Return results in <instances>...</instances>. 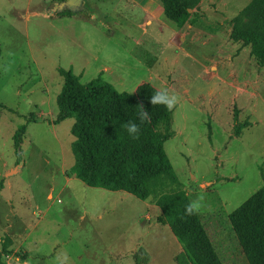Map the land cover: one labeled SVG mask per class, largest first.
<instances>
[{
  "label": "rangeland",
  "instance_id": "1",
  "mask_svg": "<svg viewBox=\"0 0 264 264\" xmlns=\"http://www.w3.org/2000/svg\"><path fill=\"white\" fill-rule=\"evenodd\" d=\"M250 1L199 0L177 51L165 25L143 33L142 8L122 0L86 1L76 13L48 7L59 0H0V247L11 241L3 264H58L64 255L67 264H189L153 200L90 188L70 174L73 119L54 124L59 68L127 93L155 71L179 97L155 127L174 173L190 202L200 200L222 263L248 264L228 217L264 176V64L231 38Z\"/></svg>",
  "mask_w": 264,
  "mask_h": 264
},
{
  "label": "trees",
  "instance_id": "2",
  "mask_svg": "<svg viewBox=\"0 0 264 264\" xmlns=\"http://www.w3.org/2000/svg\"><path fill=\"white\" fill-rule=\"evenodd\" d=\"M198 2L160 0L163 15L178 28L191 21ZM231 38L248 46L250 55L264 64V0H251L242 9L234 19ZM58 74L62 86L56 97L54 124L73 119L70 174L90 188L125 192L143 202L153 200L161 214L160 222L169 227L189 264H223L198 213L185 214L191 202L165 153V138L155 131L158 123L168 117L164 106L150 104L157 89L142 83L133 93L119 92L99 76L83 84L70 70L59 68ZM139 106L149 112L150 121H139ZM1 109L4 106L0 103ZM128 121L139 124L138 138L133 139L123 127ZM242 127H234L236 137ZM24 132L23 125L14 132L15 150ZM228 218L248 264H264V176L262 185ZM10 245V239L5 237L0 264Z\"/></svg>",
  "mask_w": 264,
  "mask_h": 264
},
{
  "label": "crops",
  "instance_id": "3",
  "mask_svg": "<svg viewBox=\"0 0 264 264\" xmlns=\"http://www.w3.org/2000/svg\"><path fill=\"white\" fill-rule=\"evenodd\" d=\"M86 1L87 2H92L93 0H82L81 6L79 7V10L77 12H80L84 8V3ZM99 1H101V0H99ZM105 1H108V0H105ZM122 1H124L123 2L124 4L127 3L126 5H128L129 3H132V5L139 6L140 8H142L144 14H143L142 21L138 25L140 27V25L142 26V24H144V23L146 24L145 26H142L143 33H145V31L148 30V27L151 26L153 23L159 22L161 25L163 24V25H165L167 27V30H168V33H169V36H168L167 40H168V42H172L174 44V46H175L174 49L177 50V51H179V50L184 51L183 50L184 49L183 46H184L185 40H188L190 32L192 31V26H190V25L195 23L194 14L190 17L191 21L187 22L184 26H182L181 28H178V27L175 26V28H174V27H171L169 25V23H167L165 21L166 17L163 15L160 0L158 1L159 2V4H158L159 7H158L156 12H151V10L149 9V6H150V4H151V2L153 0H122ZM143 2H148V4L147 5H142L141 3H143ZM50 6H51V4H49L48 7H50ZM192 12H194V11L192 10ZM74 13H76V12H74ZM161 14L165 17V19H163ZM146 20H148V21H146ZM158 32H159V30H158ZM104 70L108 71L109 69L108 68H104ZM147 73L148 74H147L145 83H149L150 85H152L157 90L161 89L162 85H161V82L159 80V77L157 76V74H155V71L150 70V71H147ZM81 75H82V73L80 72L78 76L81 77ZM140 84H142V83L136 84L134 86V88H133V91H135L137 86H139ZM169 111H171V110H169ZM69 181H70V178L66 177V183H68ZM50 194L51 193H48L46 197L48 198Z\"/></svg>",
  "mask_w": 264,
  "mask_h": 264
},
{
  "label": "clouds",
  "instance_id": "4",
  "mask_svg": "<svg viewBox=\"0 0 264 264\" xmlns=\"http://www.w3.org/2000/svg\"><path fill=\"white\" fill-rule=\"evenodd\" d=\"M179 102V97L175 94L170 92V90L167 87L161 88L157 90L150 98V104L152 106H158L162 105L168 110H172ZM140 107V112L138 113V119L141 123L145 121H150L151 117L149 115V112L145 111L143 106ZM123 127L127 130L128 134L133 138H138L139 132H140V126L134 121H128L126 122ZM201 208L200 200H196L191 202L187 207L185 208V214L186 215H192L195 212L199 211ZM15 264H20L19 258H14ZM58 264H67L68 258L66 255L64 256H58L57 257ZM23 264H30L28 260H25Z\"/></svg>",
  "mask_w": 264,
  "mask_h": 264
},
{
  "label": "water",
  "instance_id": "5",
  "mask_svg": "<svg viewBox=\"0 0 264 264\" xmlns=\"http://www.w3.org/2000/svg\"><path fill=\"white\" fill-rule=\"evenodd\" d=\"M82 0H62L59 4H52V9L63 10L67 9L69 12H77L81 6ZM191 12V10H189ZM17 172V168L11 170L6 176L12 175Z\"/></svg>",
  "mask_w": 264,
  "mask_h": 264
},
{
  "label": "built area",
  "instance_id": "6",
  "mask_svg": "<svg viewBox=\"0 0 264 264\" xmlns=\"http://www.w3.org/2000/svg\"><path fill=\"white\" fill-rule=\"evenodd\" d=\"M42 1L46 3H51V1H56V0H42Z\"/></svg>",
  "mask_w": 264,
  "mask_h": 264
},
{
  "label": "flooded vegetation",
  "instance_id": "7",
  "mask_svg": "<svg viewBox=\"0 0 264 264\" xmlns=\"http://www.w3.org/2000/svg\"><path fill=\"white\" fill-rule=\"evenodd\" d=\"M61 2H62V0H61V1H59V3H61ZM59 3H58V4H59Z\"/></svg>",
  "mask_w": 264,
  "mask_h": 264
}]
</instances>
